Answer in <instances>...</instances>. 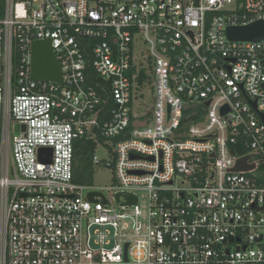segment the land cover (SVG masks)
<instances>
[{
	"label": "built area",
	"instance_id": "1",
	"mask_svg": "<svg viewBox=\"0 0 264 264\" xmlns=\"http://www.w3.org/2000/svg\"><path fill=\"white\" fill-rule=\"evenodd\" d=\"M256 22L264 0H0V264H264V39L226 35ZM40 40L61 84L31 78ZM81 140L107 195L74 180Z\"/></svg>",
	"mask_w": 264,
	"mask_h": 264
},
{
	"label": "water",
	"instance_id": "2",
	"mask_svg": "<svg viewBox=\"0 0 264 264\" xmlns=\"http://www.w3.org/2000/svg\"><path fill=\"white\" fill-rule=\"evenodd\" d=\"M227 38L231 41H260L264 39V22H256L246 27L228 28L226 30ZM31 78L36 81L56 82L61 84V69L57 63L54 53L51 48L50 40L35 41L31 45ZM101 85L110 90V82L104 81L100 78L97 79ZM208 105V102L205 103ZM252 108L256 111L255 102L251 103ZM225 108L222 110V114L225 112ZM260 120L264 124V114L258 113ZM19 125H15V131L17 132ZM22 130L24 127L22 126ZM95 131V130H94ZM42 153H48V162L52 159V149L41 148L39 149V155ZM249 156L237 160L236 166L232 169L234 172H247L253 169V165L247 166L246 160ZM119 195L116 196L118 199ZM92 195H89V199ZM128 204L136 202L135 198L127 197ZM232 241V239L230 240Z\"/></svg>",
	"mask_w": 264,
	"mask_h": 264
},
{
	"label": "trees",
	"instance_id": "3",
	"mask_svg": "<svg viewBox=\"0 0 264 264\" xmlns=\"http://www.w3.org/2000/svg\"><path fill=\"white\" fill-rule=\"evenodd\" d=\"M91 76V75H90ZM88 77V82L94 86H98L96 83V77ZM137 86L141 92L143 88L150 86L151 77L148 69H141L136 78ZM143 93V92H141ZM107 96V94H106ZM105 110L111 108V104L108 101L104 105ZM95 143L90 141H77L75 144V167H74V180L76 183L85 184L89 183L92 175L91 157L94 153Z\"/></svg>",
	"mask_w": 264,
	"mask_h": 264
},
{
	"label": "rangeland",
	"instance_id": "4",
	"mask_svg": "<svg viewBox=\"0 0 264 264\" xmlns=\"http://www.w3.org/2000/svg\"><path fill=\"white\" fill-rule=\"evenodd\" d=\"M139 49L142 48V46H138ZM151 86L145 87L142 89L141 92L142 98L135 103L136 105V111L137 112H145V111H151L153 104H154V95L151 92ZM150 116L148 117V119ZM97 157L100 160H106L109 163H113V159L107 151L105 150H97L96 153ZM92 175L89 183L97 188H102L103 191L102 193L104 195H107L106 188L112 187L115 185V180H114V174L112 172V169L109 167H100V166H92ZM144 201L142 199V205Z\"/></svg>",
	"mask_w": 264,
	"mask_h": 264
}]
</instances>
